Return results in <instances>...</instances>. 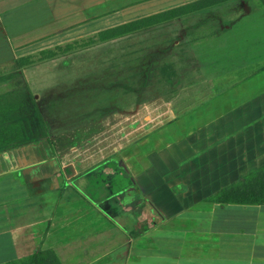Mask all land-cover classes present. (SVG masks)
Listing matches in <instances>:
<instances>
[{"label":"crops","instance_id":"1","mask_svg":"<svg viewBox=\"0 0 264 264\" xmlns=\"http://www.w3.org/2000/svg\"><path fill=\"white\" fill-rule=\"evenodd\" d=\"M197 1L180 0L129 22ZM99 3L0 0V97L29 95L40 112L41 97L33 86H41L22 77L25 72L45 64L69 67L71 58L90 54L91 48L33 66L20 61L71 45L75 31L78 38L89 36L92 6ZM184 24L162 29L178 37L175 45L130 46L135 57L120 63L136 88L134 95L122 97L120 118L106 117L98 121L99 130H78L75 138L74 131L54 132L40 112L56 152L44 127L21 118L24 143L0 151V264L43 251H54L62 264H264V205L209 201L264 167V67L251 71L248 61L234 69L235 49L228 46L210 52V60L219 53L215 59L221 62L202 66L196 61L201 43L181 44L182 38L200 37L189 32L192 22ZM134 36L99 48L121 54L126 51L120 42ZM142 52L154 54L147 64H140ZM152 70L162 72L163 91L140 92V73L146 77ZM22 108L19 104L14 115ZM103 134L113 135L107 141ZM117 155L126 172H112L110 161Z\"/></svg>","mask_w":264,"mask_h":264},{"label":"rangeland","instance_id":"2","mask_svg":"<svg viewBox=\"0 0 264 264\" xmlns=\"http://www.w3.org/2000/svg\"><path fill=\"white\" fill-rule=\"evenodd\" d=\"M117 1L100 0L98 6H92V20L91 24H88L91 30L89 36H85L84 39L78 38L77 34L79 31L74 32L77 38L75 37L74 41L72 40L73 43L70 42L71 45L77 47L74 52L89 47L91 48L90 54L77 55L78 57L71 58L69 60L71 63L69 67L60 66L51 69L45 64L32 67L26 72L24 70L26 76L23 75L22 77L29 79V82H34V80L38 81L41 86H33L34 90H36L35 96L41 97L39 103L40 112H42L45 120L52 125L54 132H58L60 129L74 131V137L78 138V130L84 132L92 127L99 130L101 123L98 121H106V117L108 120L111 117L114 119V115L118 114L117 110L125 104L121 101L122 97L127 94L130 95L131 93L134 95L135 93V82L133 83L129 79L130 71L123 69L125 68L124 65L126 63L129 64L131 61V56L135 57V55H131L129 52L130 46L132 44H137L141 47H147V45H175L178 37H171L169 33H164L165 31H162V29H183L187 26L184 23L192 22L193 24L190 26L192 28L189 32L192 34L193 31H196L194 36L200 37H197L198 39H194L193 36L187 39L182 38V42H180L181 44L193 45L196 40L198 43H201L199 46L203 49L201 48V54L197 53L196 61H199L203 64L202 66L207 68H209L211 62H221V60L215 59L216 56L221 55L219 53L214 54L212 60L208 57H210L211 51H216L217 48H223L222 46L235 49L234 61L231 62L234 69H237L235 66L239 64L243 66L248 61L252 64L251 71H256L264 67V0H235L228 4L205 10L196 16L193 15L179 20L181 22L171 23L169 24L170 26H161L139 34L134 33V38L128 37L120 42L122 46H125L123 50L126 51L121 54L114 53V50L108 51L105 48H99V46L105 45H107L105 47H108L111 45V42L92 44L93 41H98V33L96 31L116 24L129 22L130 20L148 14H153L160 8L165 9L173 4L179 3L180 0H161L159 4L157 2L160 0H138L142 2L134 5L130 4L133 0H124L125 2L122 4ZM203 15L213 17V20L208 23L198 22L196 19H199ZM228 29L230 32H228ZM198 31L200 33H197ZM222 34H224L222 38L215 37V35L219 36ZM212 35L214 37H210ZM89 42L91 45L85 47L84 45L89 44ZM66 46L63 45L62 47L65 48ZM209 48H213L214 50H210ZM249 54L253 55L254 60L251 59ZM39 56L36 55L32 59L37 60ZM152 56L154 54L149 55L146 52L140 53V64H147L149 58ZM195 56V54L189 56L190 61L193 63ZM161 60H163V55L162 59L158 61ZM120 62H124V65ZM144 67L146 68V66ZM247 73L248 70L236 74L234 79L244 76ZM160 74L162 72L154 73V70H152L144 77V74L141 75L140 73V92H153L155 90L157 91V89L162 92L163 84L161 87V83L159 82L160 77L158 76ZM149 81L152 82L150 86L147 85ZM52 83L53 85L50 86ZM44 84L50 87H46L47 89L44 90L42 88ZM3 91V87L0 86V95ZM0 102V108L22 104L23 108L19 112V116H16L17 120L20 122L22 120L21 118L28 119L31 121V126L42 127L43 129L41 121L37 116L38 114L34 109L33 97L29 95L25 97L6 96ZM115 117L120 118L119 114ZM55 124L57 126L61 124L62 127L53 126ZM105 129H107V126ZM112 135L103 134L107 141H109L107 138H110ZM120 157V155H117L111 159L110 162H113L112 172L116 170L117 172L118 170L126 172L124 162H122ZM141 205H145L142 200ZM143 207L139 209L140 214H143ZM144 217L145 214L140 215V219Z\"/></svg>","mask_w":264,"mask_h":264},{"label":"trees","instance_id":"3","mask_svg":"<svg viewBox=\"0 0 264 264\" xmlns=\"http://www.w3.org/2000/svg\"><path fill=\"white\" fill-rule=\"evenodd\" d=\"M235 0H199L197 2L178 7L169 11H164L156 15L142 18L121 26L107 29L98 34V41L92 44L105 43L120 39L134 33L168 24L185 16L198 13L204 10L215 8ZM91 43L84 45L90 46ZM76 46L68 45L65 48L58 47L55 50L44 51L37 60L32 57L22 59V66H33L48 60L56 59L60 56L68 55L76 50ZM5 97H0V101ZM34 108L43 124L46 133L44 136L49 141L52 149L56 152L54 140L49 134L45 122L38 110L36 101H33ZM1 105V102H0ZM19 105L6 106L0 108V151L8 148H15L25 141L24 126L14 115ZM210 202L219 204H248L264 205V167L254 174L248 176L230 188L224 189L210 198ZM6 264H62L54 251H43L28 258L12 261Z\"/></svg>","mask_w":264,"mask_h":264}]
</instances>
